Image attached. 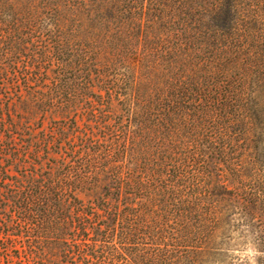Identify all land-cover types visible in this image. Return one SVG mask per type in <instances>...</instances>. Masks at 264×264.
Here are the masks:
<instances>
[{
    "label": "trees",
    "instance_id": "16d2710c",
    "mask_svg": "<svg viewBox=\"0 0 264 264\" xmlns=\"http://www.w3.org/2000/svg\"><path fill=\"white\" fill-rule=\"evenodd\" d=\"M0 27V264H246L219 261L264 232V0H0Z\"/></svg>",
    "mask_w": 264,
    "mask_h": 264
},
{
    "label": "rangeland",
    "instance_id": "374dc122",
    "mask_svg": "<svg viewBox=\"0 0 264 264\" xmlns=\"http://www.w3.org/2000/svg\"><path fill=\"white\" fill-rule=\"evenodd\" d=\"M22 30L23 27H21L19 31L21 32ZM1 34H3V32L0 29V43H2V41L3 42L7 41L8 38L1 36ZM30 44L31 42H29V45ZM29 45H27L26 51H28V48L30 47ZM0 53H2L1 48H0ZM19 67H20L19 69L21 70L22 62L20 63ZM13 70L14 69L9 68L8 72H12ZM0 82L2 81L0 80ZM1 91L3 92V90L0 89V92ZM3 101H6L5 98H3ZM15 101H17L16 97H15ZM16 104L17 106L12 111L11 119L14 121H20L22 123L23 120H25V118H22L25 117L24 112L20 104L18 102H16ZM29 124H31L35 128L38 127L36 132L41 133L42 129H44V131L47 134H51L50 130L54 127L53 119L50 118L49 115H46L42 118H40V116L38 115L37 117H35V119H31V122ZM66 130L68 129L65 127V132ZM2 133L4 135L7 134L5 130H2ZM242 220H247V219L243 218ZM231 222H234V220H231ZM235 222H238V220H236ZM240 222L242 223L244 221H239V223ZM245 223L246 224L242 227H239L238 225L236 227L234 225H231L227 233V235H229L230 238L229 240H227L228 239L227 238L225 241L226 255L224 259L219 262H242L246 264H264V251H262L264 250L262 243L264 242V232L260 230L255 219L249 218V220H247ZM260 236H262V238H260ZM261 240L262 242L256 243Z\"/></svg>",
    "mask_w": 264,
    "mask_h": 264
}]
</instances>
